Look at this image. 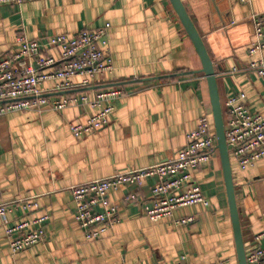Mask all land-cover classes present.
I'll use <instances>...</instances> for the list:
<instances>
[{"label":"crops","instance_id":"1","mask_svg":"<svg viewBox=\"0 0 264 264\" xmlns=\"http://www.w3.org/2000/svg\"><path fill=\"white\" fill-rule=\"evenodd\" d=\"M215 64L222 105L244 92L253 112H264V79L245 67L264 57L250 54L255 41L253 17L264 13V0H182ZM109 23L108 47L113 73L97 75L67 93L92 99L100 90L123 86L106 127L75 136L69 126L98 108L61 111H13L0 115V204L35 199L38 208L19 207L0 217V264H173L186 255L192 264L226 260L238 264L233 227L219 154L195 172L210 204L176 208L172 216L152 221L155 177L122 185L108 193L119 222L99 238L87 240L76 220L71 187L117 172L164 161L183 148L186 133L203 115L213 118L202 64L170 0H28L0 4V57L18 52L21 38L38 39ZM43 53L60 58L56 48ZM56 82H45L43 89ZM236 197L246 246L264 231V158L252 165L233 163ZM100 209V208H98ZM45 213L44 240L13 253L6 227ZM193 217L192 222L176 220ZM264 246V241H261Z\"/></svg>","mask_w":264,"mask_h":264},{"label":"built area","instance_id":"2","mask_svg":"<svg viewBox=\"0 0 264 264\" xmlns=\"http://www.w3.org/2000/svg\"><path fill=\"white\" fill-rule=\"evenodd\" d=\"M28 0H0V4L21 5ZM256 39L249 48L250 54L264 49V13L253 17ZM110 24L84 28L72 35L64 33L38 39L21 38V48L0 57V115L13 111H61L72 107L98 108L83 122L69 123L72 133L79 137L94 133L110 123L115 101L126 95L122 86L114 85L100 90L90 99L86 94L67 93L76 88L73 78L84 76L82 86L91 85V79L100 74L113 73L115 65L108 47ZM45 47L56 48L60 58L44 54ZM247 70L264 79V57L251 61ZM55 81L52 88L43 89L45 82ZM53 93H63L52 96ZM241 92L225 102V134L230 155L240 166L252 165L264 158V112H253ZM211 118L203 115L198 126L186 133V144L175 156L151 166L117 172L111 176L91 180L71 187L76 205V220L87 240L99 238L119 222L118 207L108 201V193L122 185H141L148 177H155L152 186L153 202L144 211L152 221L173 215L176 208L203 204L205 196L195 172L209 164L217 152V136ZM35 199H21L0 204V217L6 221L8 213L19 207L27 211L38 208ZM100 208V209H98ZM49 214L33 219H22L6 227V236L13 253L24 251L45 238V223ZM188 216L177 223L192 222ZM247 251L248 264H264V231L253 236ZM139 264V263H135ZM173 264H192L186 255ZM211 264H227L226 261Z\"/></svg>","mask_w":264,"mask_h":264},{"label":"water","instance_id":"3","mask_svg":"<svg viewBox=\"0 0 264 264\" xmlns=\"http://www.w3.org/2000/svg\"><path fill=\"white\" fill-rule=\"evenodd\" d=\"M170 2L176 13L178 14L179 19L181 20L189 38L191 39L200 57L202 67L200 70H198V72L204 73L208 81L213 122L215 133L217 136V149L219 151L222 165L238 264H248L247 251L241 225L240 211L236 197V186L233 176L231 155L229 152L225 134L224 111L219 94L218 75L216 73V67L194 21L187 11L184 2L182 0H170Z\"/></svg>","mask_w":264,"mask_h":264},{"label":"trees","instance_id":"4","mask_svg":"<svg viewBox=\"0 0 264 264\" xmlns=\"http://www.w3.org/2000/svg\"><path fill=\"white\" fill-rule=\"evenodd\" d=\"M112 86H114V85H112ZM111 86V87H112ZM117 86H119V85H117ZM123 87V86H122ZM211 122H212V128H213V130H214V132H215V127H214V122H213V118H211ZM219 154V151H218V149H217V152H216V154ZM231 161H232V166H233V163L235 162V163H237L233 158H232V156H231ZM238 164V163H237ZM235 242V241H234ZM245 246H246V244H245ZM248 249H249V247L248 246H246V251H248ZM236 258H237V254H236ZM222 261H226V260H222ZM217 262H221V261H217ZM226 263L227 264H229L227 261H226ZM237 263H238V258H237Z\"/></svg>","mask_w":264,"mask_h":264},{"label":"rangeland","instance_id":"5","mask_svg":"<svg viewBox=\"0 0 264 264\" xmlns=\"http://www.w3.org/2000/svg\"><path fill=\"white\" fill-rule=\"evenodd\" d=\"M222 106H223V111H224V114H225V112H226L225 102H224V104Z\"/></svg>","mask_w":264,"mask_h":264}]
</instances>
